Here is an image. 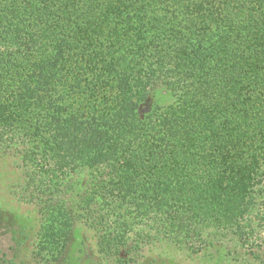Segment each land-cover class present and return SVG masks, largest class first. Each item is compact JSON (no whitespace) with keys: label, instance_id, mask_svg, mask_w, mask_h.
Returning <instances> with one entry per match:
<instances>
[{"label":"trees","instance_id":"obj_1","mask_svg":"<svg viewBox=\"0 0 264 264\" xmlns=\"http://www.w3.org/2000/svg\"><path fill=\"white\" fill-rule=\"evenodd\" d=\"M5 156L39 264L78 223L106 264L226 237L264 256V0H0Z\"/></svg>","mask_w":264,"mask_h":264},{"label":"rangeland","instance_id":"obj_2","mask_svg":"<svg viewBox=\"0 0 264 264\" xmlns=\"http://www.w3.org/2000/svg\"><path fill=\"white\" fill-rule=\"evenodd\" d=\"M23 174L18 161L5 156L0 161V264H39L33 258L38 213L35 205L19 198L14 190ZM264 216V204L261 206ZM261 216V215H260ZM261 218V217H260ZM255 249L264 253V220L255 218ZM226 237L214 247L189 253L175 245L160 243L146 249L139 264H264ZM237 248V250H236ZM63 264H106L97 250L95 237L83 223L75 226Z\"/></svg>","mask_w":264,"mask_h":264}]
</instances>
